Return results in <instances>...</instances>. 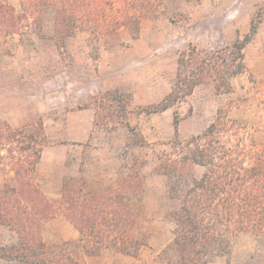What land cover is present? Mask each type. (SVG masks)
Returning <instances> with one entry per match:
<instances>
[{
    "label": "rangeland",
    "instance_id": "1",
    "mask_svg": "<svg viewBox=\"0 0 264 264\" xmlns=\"http://www.w3.org/2000/svg\"><path fill=\"white\" fill-rule=\"evenodd\" d=\"M156 1L138 23L100 38L79 32L63 44L54 37L53 11L47 9L40 33L15 35L0 45V131L5 136L4 126L17 130L42 122V151L51 152L46 164L34 169L33 182L40 190H54L55 182L58 189L60 170L63 183L78 181L76 191L85 183L84 198L112 192L128 175L139 181L118 195V202L136 214L139 237L145 236V245L127 254L101 247L84 257L79 233L75 241H55L57 232L72 236L62 211L36 223L41 241L55 246L56 254L63 249L65 255L84 257L86 264L90 258L91 264H172L173 224L163 218L172 207L170 179L156 167L160 155L170 151L174 116L179 139L186 141L222 112L249 128L256 149L264 152V0ZM10 2L19 10L16 0ZM252 27L253 37L243 50L244 71L229 93L202 85L167 112H153L170 93L181 52L190 46L220 50L242 41ZM0 156V191L14 193L11 161L6 151ZM201 172L195 168L185 179ZM7 228L0 225V264H22L3 251L19 242L17 232ZM209 264H264V236L244 232L229 237L228 254Z\"/></svg>",
    "mask_w": 264,
    "mask_h": 264
},
{
    "label": "trees",
    "instance_id": "2",
    "mask_svg": "<svg viewBox=\"0 0 264 264\" xmlns=\"http://www.w3.org/2000/svg\"><path fill=\"white\" fill-rule=\"evenodd\" d=\"M0 0V45L15 35L40 33L45 11H53L56 39L79 32L96 38L114 32L127 23H138L156 0ZM254 34L253 27L242 41L216 51H199L190 46L181 52L170 93L155 107L159 113L181 103L202 85H211L217 94L231 91V80L244 71L243 50ZM174 139L170 151L160 155L156 171L170 179L168 201L172 205L164 220L173 224L168 246L172 264H209L228 254L229 237L256 232L264 236V152L256 149L252 131L218 112L213 122L186 141L179 139L174 116ZM0 131V153L6 151L12 164L16 191H0V225L13 228L19 242L4 248L22 264H86L84 257L101 247L126 253L144 246L145 236L137 233L136 214L118 202L121 190L138 185L128 175L112 192L98 197L81 196L82 182L65 179L59 201H50L33 182V174L45 146L42 122H31L17 130L4 126ZM15 145V147H10ZM1 158V156H0ZM195 168L199 176L185 179ZM135 182V184H134ZM62 211L80 234L83 256L65 255L61 249L43 243L36 223ZM55 250V251H54Z\"/></svg>",
    "mask_w": 264,
    "mask_h": 264
},
{
    "label": "crops",
    "instance_id": "3",
    "mask_svg": "<svg viewBox=\"0 0 264 264\" xmlns=\"http://www.w3.org/2000/svg\"><path fill=\"white\" fill-rule=\"evenodd\" d=\"M235 79H236V77L231 80V90L233 89V82H234ZM169 109L170 108H168L167 110H165L163 112H167ZM84 111L92 113L93 110L90 109V108H86V109H84ZM93 115H94V112H93ZM87 139H88V137L84 138L82 141H84V140L86 141ZM50 152H51L50 149H47V148L43 149V151L41 153V156H40V160H39V162L37 164L38 168L41 167L42 165L46 164V162H47L46 154H48ZM60 166H62L61 159H60ZM9 176L13 177L14 176V172L10 171V175ZM63 179H64V174H63V171L60 170L59 177H58V189H57V183L55 182V189L54 190H51V189H49V190L48 189L47 190H41L43 195L46 196V198L49 199V200L57 201V200L61 199ZM45 226H47V225H46L45 222H43L42 223V227L45 228ZM70 226L72 228V234H71L72 236H71V238H66L63 234H60L59 232H57L55 234V241H57V240H60V241L61 240L62 241H69V240L70 241H75L79 237V234H78L77 230L74 229V227L71 224H70ZM7 229L9 230V228H7ZM92 260L93 259H91V258L88 259V261H87L88 264H91Z\"/></svg>",
    "mask_w": 264,
    "mask_h": 264
}]
</instances>
